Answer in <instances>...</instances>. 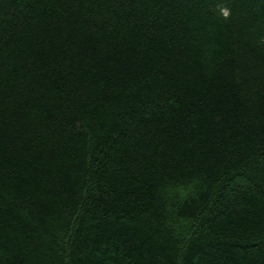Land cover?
Wrapping results in <instances>:
<instances>
[{
  "label": "trees",
  "instance_id": "trees-1",
  "mask_svg": "<svg viewBox=\"0 0 264 264\" xmlns=\"http://www.w3.org/2000/svg\"><path fill=\"white\" fill-rule=\"evenodd\" d=\"M0 264H264V0H0Z\"/></svg>",
  "mask_w": 264,
  "mask_h": 264
},
{
  "label": "rangeland",
  "instance_id": "rangeland-1",
  "mask_svg": "<svg viewBox=\"0 0 264 264\" xmlns=\"http://www.w3.org/2000/svg\"><path fill=\"white\" fill-rule=\"evenodd\" d=\"M179 224L182 227V231L180 232L181 234L183 233L184 235H188L190 231V225H188L187 222L184 223V221L180 220Z\"/></svg>",
  "mask_w": 264,
  "mask_h": 264
}]
</instances>
